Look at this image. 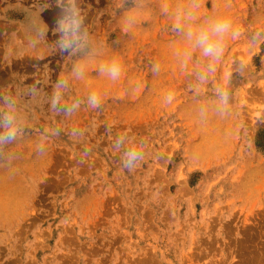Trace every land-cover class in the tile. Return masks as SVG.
<instances>
[{
	"label": "rangeland",
	"instance_id": "1",
	"mask_svg": "<svg viewBox=\"0 0 264 264\" xmlns=\"http://www.w3.org/2000/svg\"><path fill=\"white\" fill-rule=\"evenodd\" d=\"M188 3L75 0L61 52L55 0H0V264H264V0H200L236 33L207 82L208 58L176 56Z\"/></svg>",
	"mask_w": 264,
	"mask_h": 264
},
{
	"label": "clouds",
	"instance_id": "2",
	"mask_svg": "<svg viewBox=\"0 0 264 264\" xmlns=\"http://www.w3.org/2000/svg\"><path fill=\"white\" fill-rule=\"evenodd\" d=\"M55 5L58 9L55 19L54 34L57 36V41L53 42V51L58 50L61 52H70L77 46V40L75 38V32L79 28V25L84 19L80 14V9L76 6L75 0H55ZM200 8V0H189L186 7L178 6L174 12L171 13L173 19L172 28L177 33H182V38L186 40L193 50V52L184 51L183 53L177 52L176 56L183 57L182 65L186 66L189 59L192 58L194 52L198 50L202 58H208L207 74L201 72L198 75V79L201 82H207L208 75H211L215 69V65L219 63L224 56L225 38L230 34L231 22L228 20H220L214 15H198ZM161 11L164 15H169V8L162 6ZM128 23H133L134 18L128 17ZM193 25L196 27L193 28ZM35 39L32 36L29 39V47H37L38 44L43 42L47 36V30L39 24H34V30L32 32ZM231 35L235 36L236 33L231 31ZM264 36V33H254L250 38V46L255 47L257 41ZM58 45V49H57ZM199 66V65H198ZM156 68L159 70V66ZM225 79L231 81V76L226 75ZM35 86L29 93L34 94ZM220 102L227 104L231 99V93L227 88L221 84L215 89ZM171 99V97H169ZM6 104L9 111L0 112V127L7 129L6 138L8 140H14L16 138V125L14 112V98L11 94L5 97ZM88 102L97 107V98L95 94H92L88 98ZM54 103L57 107H60L61 99L58 94L54 93ZM70 111V109H68ZM4 139V137H0ZM44 151L41 150V155ZM124 159L135 162L139 159V153L131 148L125 151ZM125 168L128 164L124 165Z\"/></svg>",
	"mask_w": 264,
	"mask_h": 264
}]
</instances>
